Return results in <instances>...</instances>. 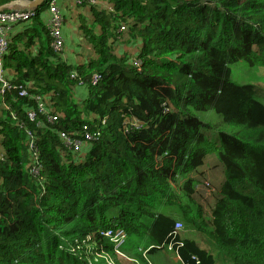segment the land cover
<instances>
[{
  "label": "trees",
  "instance_id": "16d2710c",
  "mask_svg": "<svg viewBox=\"0 0 264 264\" xmlns=\"http://www.w3.org/2000/svg\"><path fill=\"white\" fill-rule=\"evenodd\" d=\"M49 1L4 60L0 264H124L105 258L117 228L145 264H264V0L82 2L78 62L64 32L53 46ZM84 127L97 138L75 151L61 133Z\"/></svg>",
  "mask_w": 264,
  "mask_h": 264
},
{
  "label": "built area",
  "instance_id": "2783aa9c",
  "mask_svg": "<svg viewBox=\"0 0 264 264\" xmlns=\"http://www.w3.org/2000/svg\"><path fill=\"white\" fill-rule=\"evenodd\" d=\"M78 4L82 2H88L93 5H102V1L100 0H76ZM49 17L48 23L51 27L52 37H53V46L56 50H62L64 47V38L62 35V23L63 16L61 15L59 8L56 6L55 0H50L48 4ZM35 14V9L24 8V7H8L0 10V95L4 98L6 94V90L11 89L10 81L7 77V69L4 65L5 55L8 51L9 47V36L10 32L13 29V26L19 22L27 21ZM120 30H125V27H121ZM99 79H101L100 74H96L92 82L96 83ZM20 95L27 96L29 95L27 89L20 88ZM41 102V101H40ZM44 104H40V108H44ZM29 117L31 119L35 118V113L30 112ZM52 119H54L52 117ZM104 123V122H103ZM85 128V133L83 136L79 138L68 137L65 133H61V137L66 139V142L70 144V147H73L75 151H80L87 144L88 141H92L97 138V135H94L87 131V127ZM31 147H33L34 143H30ZM183 229V225L180 222L175 224L176 232ZM102 235L108 237L111 242L114 243L115 252L122 254L121 247L124 245L127 239V232L122 228L117 229H107L101 232ZM171 249V246H168ZM105 258L107 256L105 255ZM112 263V262H110Z\"/></svg>",
  "mask_w": 264,
  "mask_h": 264
},
{
  "label": "crops",
  "instance_id": "0c3cea01",
  "mask_svg": "<svg viewBox=\"0 0 264 264\" xmlns=\"http://www.w3.org/2000/svg\"><path fill=\"white\" fill-rule=\"evenodd\" d=\"M55 1H56V6L59 7L60 13L62 12L63 14L62 32H64L66 38V45L63 51V57L67 60L70 59L71 62H78L82 60L81 53H89L93 51L92 48L88 45L87 41L83 39L82 33L78 28L80 13H83L84 15L85 14L89 15V8L83 7V5L78 4L76 0H55ZM45 2L46 0L44 1L43 5L40 6L38 9H42V7H44ZM13 7H22V6L16 5ZM46 8L47 10L45 12V18L48 19L50 15L48 10V5ZM23 24L24 23L14 25L13 31L15 32L22 30ZM146 259L149 261L147 257ZM175 259L176 262H180L177 256L175 257Z\"/></svg>",
  "mask_w": 264,
  "mask_h": 264
},
{
  "label": "rangeland",
  "instance_id": "374dc122",
  "mask_svg": "<svg viewBox=\"0 0 264 264\" xmlns=\"http://www.w3.org/2000/svg\"><path fill=\"white\" fill-rule=\"evenodd\" d=\"M232 69H233V79L235 82H237V83H248V82L252 81L250 79L251 78L250 77L251 76V69L248 66H246L245 63L235 64L232 66ZM261 86L264 88L263 83H261ZM81 90H83V92L81 94L86 93L85 89H81ZM215 116L216 115H212V119H214ZM213 173H217V172L213 171ZM216 176H217V174L214 175V177H216ZM212 185H213L212 177L209 178V176H208V180H205L204 184L198 187V191L200 192V196L197 200L200 202V204L206 205L207 200H205L204 198L210 197ZM203 196H204V198H203ZM207 204H208V201H207ZM108 253L109 254L106 255L108 258L107 259L108 262H115L114 259L117 256L118 259L124 260V261H122L124 264H145L143 261L140 260L139 257L129 256L123 251H122V254H119V253L115 254L114 252L113 253L108 252ZM114 255H116V256L114 257ZM175 257L172 255H170V257H166L169 264L176 262ZM166 258H164L165 262H166ZM161 259L163 260V257H161ZM225 261H226V256H225V259L223 261H220V263H218V264H225ZM148 264H151V262H149Z\"/></svg>",
  "mask_w": 264,
  "mask_h": 264
},
{
  "label": "water",
  "instance_id": "95a60500",
  "mask_svg": "<svg viewBox=\"0 0 264 264\" xmlns=\"http://www.w3.org/2000/svg\"><path fill=\"white\" fill-rule=\"evenodd\" d=\"M44 1L45 0H14L9 2L8 4L0 6V10L16 5L27 8H39L40 6L43 5Z\"/></svg>",
  "mask_w": 264,
  "mask_h": 264
},
{
  "label": "clouds",
  "instance_id": "9594fccd",
  "mask_svg": "<svg viewBox=\"0 0 264 264\" xmlns=\"http://www.w3.org/2000/svg\"><path fill=\"white\" fill-rule=\"evenodd\" d=\"M50 2V1H49ZM49 4V3H48ZM11 7H13V6H11ZM8 8V7H7ZM25 8H27V7H25ZM5 9V8H4ZM30 9H35V10H37L38 8H30ZM24 22V21H23ZM23 22H19V23H23ZM19 23H17V24H19ZM17 24H15V25H17ZM63 24V23H62ZM14 27V26H13Z\"/></svg>",
  "mask_w": 264,
  "mask_h": 264
}]
</instances>
